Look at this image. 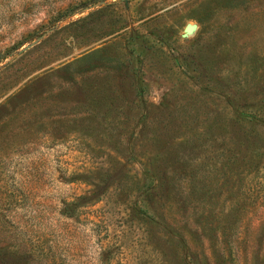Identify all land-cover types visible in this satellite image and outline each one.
Instances as JSON below:
<instances>
[{"label":"rangeland","instance_id":"374dc122","mask_svg":"<svg viewBox=\"0 0 264 264\" xmlns=\"http://www.w3.org/2000/svg\"><path fill=\"white\" fill-rule=\"evenodd\" d=\"M0 264H264V0H0Z\"/></svg>","mask_w":264,"mask_h":264},{"label":"water","instance_id":"95a60500","mask_svg":"<svg viewBox=\"0 0 264 264\" xmlns=\"http://www.w3.org/2000/svg\"><path fill=\"white\" fill-rule=\"evenodd\" d=\"M195 26H188L187 28H186V31L187 32H189V33H192V32H194L195 31Z\"/></svg>","mask_w":264,"mask_h":264}]
</instances>
